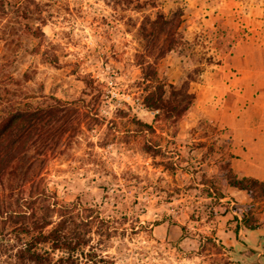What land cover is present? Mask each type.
<instances>
[{
  "label": "rangeland",
  "instance_id": "obj_1",
  "mask_svg": "<svg viewBox=\"0 0 264 264\" xmlns=\"http://www.w3.org/2000/svg\"><path fill=\"white\" fill-rule=\"evenodd\" d=\"M220 1L195 9L190 0H154L155 7L140 0L143 8L121 0H0V101L65 103L0 184V225L9 203L16 208L19 199L26 209V199L46 193L58 210L77 204L92 216V245L113 264L255 261L264 238L254 254L230 242L239 232L230 187L220 202L204 192L231 137L205 96L247 64L264 72V0ZM161 12L178 19L153 47L141 28ZM147 61L160 79L196 96L183 118L156 121L143 105ZM218 96L226 104L235 97L223 86ZM254 216L264 225V203Z\"/></svg>",
  "mask_w": 264,
  "mask_h": 264
},
{
  "label": "trees",
  "instance_id": "obj_2",
  "mask_svg": "<svg viewBox=\"0 0 264 264\" xmlns=\"http://www.w3.org/2000/svg\"><path fill=\"white\" fill-rule=\"evenodd\" d=\"M121 1L125 5L137 3L139 8H143L140 0ZM153 1L150 0L146 5L155 7ZM19 8L23 15L28 16L26 4H21ZM177 19L178 17L170 19L163 12L158 13L154 19L147 16L141 31L148 45L154 47V43L160 41L158 33H164L173 26L171 20ZM26 32L37 35L34 30ZM174 49L171 44L168 50ZM159 57L162 58V54ZM140 65L145 108L156 112V121L169 122L183 118L195 105L196 96L186 88L177 89L175 85L160 79L149 61ZM84 83L90 90L95 89L92 80L85 79ZM47 99L51 101L47 106L17 101L4 105L0 101V184L16 172L14 164L28 151L29 146L55 125L58 111L65 103L56 97ZM145 127L152 129L148 125ZM227 131L220 130L221 133ZM227 143L228 147L222 149L220 158L215 161L218 175L208 184H204V192L219 202L226 198L224 187L245 192L251 202L235 203L230 208L238 223V230L243 227L250 231L264 228L254 216L255 205L264 203V180L239 174L233 167L235 155L231 151V137ZM147 149L152 151L148 145ZM26 202V209L22 207L19 199L16 200V208L9 203L5 209L2 220L5 225H0V264H113L96 252V247L92 245L93 218L90 214L83 216L77 212V204L63 209L64 211L62 208L58 210L57 202L53 203L52 197L46 193L32 196ZM89 212L92 213L93 210ZM58 213L56 221L54 216H58ZM249 252L254 254L255 250L250 249Z\"/></svg>",
  "mask_w": 264,
  "mask_h": 264
},
{
  "label": "crops",
  "instance_id": "obj_3",
  "mask_svg": "<svg viewBox=\"0 0 264 264\" xmlns=\"http://www.w3.org/2000/svg\"><path fill=\"white\" fill-rule=\"evenodd\" d=\"M202 2H207V0H190L191 6L195 9H198L201 4L205 6ZM220 2L229 6L237 4L236 0H221ZM247 68L243 71V75L236 76L234 80H229V83L214 82V87L210 91L206 90L205 101L207 105L208 103L213 105L215 111L213 109L211 112L216 116L222 128L229 129L231 132V151L235 155L234 169L241 175L264 180V72L256 70L254 66L249 67L248 64ZM255 76L262 78L258 79ZM221 86L235 95L232 103L226 104L219 96L216 98L217 89ZM228 191L237 203L250 202V197L245 192L234 188ZM248 232L251 234L252 242L246 245L242 242V237ZM239 234L233 240L231 239L233 246L240 244L244 248L256 250L258 243L264 238V228L247 232L243 230L241 237Z\"/></svg>",
  "mask_w": 264,
  "mask_h": 264
},
{
  "label": "water",
  "instance_id": "obj_4",
  "mask_svg": "<svg viewBox=\"0 0 264 264\" xmlns=\"http://www.w3.org/2000/svg\"><path fill=\"white\" fill-rule=\"evenodd\" d=\"M242 231H243V229H241L240 232H239L240 233L239 234L240 237L242 236ZM262 248H263V250H257L258 255H257L255 261L252 264H264V257H263L264 245H262Z\"/></svg>",
  "mask_w": 264,
  "mask_h": 264
},
{
  "label": "flooded vegetation",
  "instance_id": "obj_5",
  "mask_svg": "<svg viewBox=\"0 0 264 264\" xmlns=\"http://www.w3.org/2000/svg\"><path fill=\"white\" fill-rule=\"evenodd\" d=\"M247 251H249L250 249H246Z\"/></svg>",
  "mask_w": 264,
  "mask_h": 264
}]
</instances>
